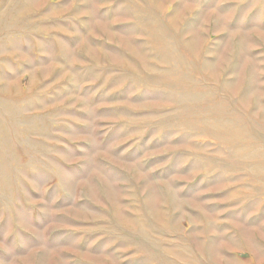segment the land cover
<instances>
[{"label":"rangeland","instance_id":"374dc122","mask_svg":"<svg viewBox=\"0 0 264 264\" xmlns=\"http://www.w3.org/2000/svg\"><path fill=\"white\" fill-rule=\"evenodd\" d=\"M0 264H264V0H0Z\"/></svg>","mask_w":264,"mask_h":264}]
</instances>
